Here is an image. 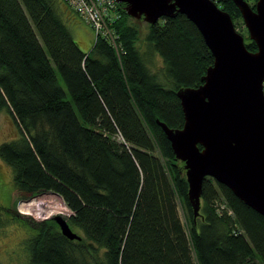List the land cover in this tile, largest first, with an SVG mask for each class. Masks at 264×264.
Wrapping results in <instances>:
<instances>
[{
    "label": "trees",
    "instance_id": "trees-1",
    "mask_svg": "<svg viewBox=\"0 0 264 264\" xmlns=\"http://www.w3.org/2000/svg\"><path fill=\"white\" fill-rule=\"evenodd\" d=\"M212 1L234 25L242 21L232 0ZM61 3L0 0V113L18 132L0 158L20 199L58 195L81 238L66 239L52 219L18 214L15 202L0 207V221L2 212L35 231L31 263L264 264V216L205 178L194 218L183 163L157 124L183 127L176 93L203 84L213 64L196 27L177 14L143 33L117 4L114 41L97 36L84 53ZM151 54L162 61L159 73Z\"/></svg>",
    "mask_w": 264,
    "mask_h": 264
},
{
    "label": "water",
    "instance_id": "water-1",
    "mask_svg": "<svg viewBox=\"0 0 264 264\" xmlns=\"http://www.w3.org/2000/svg\"><path fill=\"white\" fill-rule=\"evenodd\" d=\"M114 1L124 6L128 17L149 25L185 16L212 54L203 84L176 93L183 127L170 129L157 121L175 158L183 163L193 217L199 216L205 178L264 216V0H257L254 9L244 0H232L257 47L254 53L246 49L230 15L212 0ZM52 220L66 239H81L62 216Z\"/></svg>",
    "mask_w": 264,
    "mask_h": 264
},
{
    "label": "rangeland",
    "instance_id": "rangeland-1",
    "mask_svg": "<svg viewBox=\"0 0 264 264\" xmlns=\"http://www.w3.org/2000/svg\"><path fill=\"white\" fill-rule=\"evenodd\" d=\"M118 17H120V15L118 11L115 10L113 19L116 21ZM131 23L139 25L143 30V33L146 32L147 24L144 21L132 19ZM108 24L109 27L113 24L112 18L108 20ZM234 27L235 30L243 36L244 43L248 42L246 40L247 38L249 39L248 32L244 27L243 22L241 21L238 24H235ZM78 28L82 30L85 36H88L91 33V30H89L91 28L84 22H80ZM91 36L92 44L90 48L87 50L83 48L80 49L84 53H88L94 44L95 36L94 34ZM150 59L149 67L151 71L159 73L160 68L163 67L161 59L155 54H151ZM17 133V128L15 127L12 118L9 116V113L3 110L0 113V146L3 143L14 140ZM13 175L12 168L0 158V207L7 208L8 206H12L15 202L14 208L18 214L29 217L34 222L38 223L45 220H51L58 215L67 219L73 214L64 205L62 199L52 192L41 193L28 200L20 199L18 197L20 194L16 192L14 193L13 190ZM1 214L0 264H32L29 246L32 239L35 237V231H32L28 224L21 221H9L6 219L4 213L1 212ZM76 232L77 231H75V233Z\"/></svg>",
    "mask_w": 264,
    "mask_h": 264
},
{
    "label": "built area",
    "instance_id": "built-area-1",
    "mask_svg": "<svg viewBox=\"0 0 264 264\" xmlns=\"http://www.w3.org/2000/svg\"><path fill=\"white\" fill-rule=\"evenodd\" d=\"M67 7L82 22L91 28L95 37L100 36L114 41V34L109 28L108 20L113 19L117 3L114 0H64ZM108 24V25H107ZM264 96V81L262 82Z\"/></svg>",
    "mask_w": 264,
    "mask_h": 264
},
{
    "label": "crops",
    "instance_id": "crops-1",
    "mask_svg": "<svg viewBox=\"0 0 264 264\" xmlns=\"http://www.w3.org/2000/svg\"><path fill=\"white\" fill-rule=\"evenodd\" d=\"M61 4H62L61 5L62 16L65 24L67 25V28L69 29L71 37L73 38L74 41L77 42L80 49L81 48L85 50L89 49L92 44L91 35L93 34V31L89 29L91 30L90 33L91 35L89 34L88 36H85L82 30L78 28L82 20H80L78 16H76L72 11H70V9L64 3Z\"/></svg>",
    "mask_w": 264,
    "mask_h": 264
}]
</instances>
